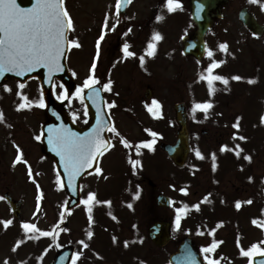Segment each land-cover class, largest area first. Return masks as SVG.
<instances>
[{
  "label": "rangeland",
  "instance_id": "obj_1",
  "mask_svg": "<svg viewBox=\"0 0 264 264\" xmlns=\"http://www.w3.org/2000/svg\"><path fill=\"white\" fill-rule=\"evenodd\" d=\"M116 1L64 0V7L69 13L74 28V30L70 29L69 38L71 41H76L77 37V40L81 41L78 44L80 47H71V54L68 58V65L72 74L77 78L78 88H82L85 80L93 74L91 71L93 41L102 29L101 34L104 39L100 40L99 44L103 49V55L97 61L98 71L104 72V75L108 77H105L106 84L112 81L110 77H115L112 78L119 84L115 90H126L123 87L125 86L131 95L141 94L143 100L146 89L149 86L153 89V97L156 96V99H159L157 118L149 117L147 109L139 112L145 120L146 127L152 128L156 125L155 128H158L156 130L165 134V143L175 141L176 126L173 106L182 102L187 104L193 148L189 167H200L197 151L202 156L207 155L212 150H218L220 144L224 142L233 151L236 150V145L240 146L242 151H240L238 167L246 173L253 174L252 184L255 186L251 187L249 180L247 183L244 182L241 179L244 175L237 176L235 168L225 173L224 168H220L221 174H219L220 172H217L214 165L212 166L213 160H209L210 157H208L207 163L205 162L200 167V171L192 179V188H190L188 198L191 202L197 203L205 195H212L209 198L208 209L201 212L198 219L207 222V225L219 221L224 226L231 225L234 228L239 226L233 232L235 239H239L240 236V239L244 240L249 234L247 240L251 239L255 241V244L264 247V227L261 226L264 225V182L262 185L259 183L260 178L264 176V128L260 127L263 125L264 116V38L257 46L255 42H251L252 39L247 36L248 34L238 21L237 12L244 4V0H235L227 10L226 16L211 31L212 35H208L206 38L209 44L207 55L202 63L190 58L186 59L181 54L182 37L187 35L188 31L189 34L193 32L188 11L166 12L167 0H155V3L160 2V4L154 8L151 7V3L147 6L148 0L146 3L142 0H132L133 5L129 6L127 13L124 16L120 14L117 16L116 8L114 10ZM134 19L139 21L140 26L131 27V21ZM258 19L259 22L264 23V18ZM105 22H107V29ZM156 33L160 34L161 39L155 44L153 38ZM150 43L155 45V54L151 56L147 54ZM125 44L133 45L130 50L138 52L136 63L146 68L143 72L134 71L133 68L130 70L121 60L115 63L116 58H120V51ZM221 45H227V50ZM209 52L212 53L211 56ZM112 55H116V58ZM141 57H143V62H141ZM108 59H110L108 62L110 64L107 66L108 69H105ZM226 60L227 64L224 62ZM215 61L221 63L213 69L212 74L226 77L228 84L213 81L214 91H210L208 82L201 79V76L208 75L207 70ZM154 71L156 73L153 76ZM240 75L259 76L262 80L257 79L259 84L255 83V86L248 82V85L243 87L232 79ZM5 85L11 89V93L17 90L24 92L30 90L32 95L37 96L38 88L34 82L22 89H19L14 82ZM5 85L0 88V112L3 113V120L7 123L6 125L0 124V197L8 191L15 199L23 200L22 218L28 223L35 224L40 230L50 231L57 221L64 222L65 220L64 216L63 219L61 217L65 211L67 195L61 188L58 176L52 170L51 162L40 155L42 150L39 144L31 140L30 134L33 133L32 136H34L36 132H31L29 125L33 126L36 119L31 116L32 113L16 112L12 99L9 98L12 94L7 92ZM111 88H113L112 84ZM81 95H77V106H79ZM106 99L115 100L110 93ZM128 100L133 102L131 111L138 112L135 99L129 97ZM17 102H19L18 99ZM206 102L217 105L216 108L212 107L216 109L213 114L202 113L200 109L195 108L196 104ZM116 118V130L130 141L136 140L140 130L137 127H131L121 114H116ZM237 122L239 128L230 125V123L236 125ZM201 130L208 131L209 135H200ZM240 136L246 139L241 140ZM17 148L24 155L20 161H17L18 154L15 153ZM121 153L122 150L116 143L113 153L110 152L102 160L101 171L82 183L84 197L92 189L99 194L106 191L108 196H103V198L108 199L105 204L108 210L103 208L105 211L103 214L92 211L91 221L88 212L83 211L82 208L67 214L66 232L57 240V244L63 247L68 244L76 246L75 264H137V260L141 261V264L168 263L169 253L175 250V245L159 250L149 241L147 231L152 223V212L155 213L154 216L157 219H169L174 223L171 228L174 239L180 240L189 235L193 238L197 237L198 245L205 244L206 242L202 240L203 232L189 225L183 213L177 211L182 208L181 185L190 179L187 171L189 167L180 172L170 161L166 160L164 155L162 157L159 153H154L152 161L148 163V177L156 183L157 190L171 198L173 204L168 211L160 210L155 205L151 208V200H144V195L145 197L151 195L148 187L147 189L140 187L138 190L135 184L127 180L129 174L126 175V172L112 177L107 182V172L119 171L120 165L124 164ZM246 156H251V160L254 159L252 163L248 159H246L248 163L243 161ZM219 159L223 167L228 166V161L231 163L228 158L224 159V156H220ZM24 161H27V168L32 171L31 174H28L29 171L25 172ZM157 166H159L158 170ZM124 188L129 189L123 193ZM195 192L196 196H194ZM216 192L223 193L226 198ZM141 195L143 200H140ZM235 195L241 201L246 199V202L250 197L253 203H250L247 208L243 206L242 210L236 211L228 205V202L235 199ZM1 202L3 199H0V204ZM129 205L131 207L133 205V208ZM8 212V207L1 204L0 217L3 218H0V226L4 225L3 219H12ZM178 214L181 217L179 227L176 225ZM254 220L257 223H253ZM8 226L4 225L3 230L0 227V264H10L11 259L6 260L7 258H14L18 264L52 263L55 251L48 248L46 254L42 253L43 244L49 245V240H44L45 243H42L41 240L35 241L27 237L21 231L19 223H14L12 229ZM88 232L92 233L91 237L88 236ZM231 232L228 226L220 231L219 235L227 237L232 234ZM22 237L26 242H22ZM80 241H84V244ZM85 244L87 247L84 246ZM92 250L97 253L94 260L86 261L87 257L90 258L88 251ZM31 257L32 260H30Z\"/></svg>",
  "mask_w": 264,
  "mask_h": 264
},
{
  "label": "snow or ice",
  "instance_id": "obj_2",
  "mask_svg": "<svg viewBox=\"0 0 264 264\" xmlns=\"http://www.w3.org/2000/svg\"><path fill=\"white\" fill-rule=\"evenodd\" d=\"M131 0H117L116 3V15L119 16L120 9L122 4L130 3ZM255 2V0H253ZM182 5L180 0H167L168 11L174 12L177 9L181 8ZM159 18V17H158ZM107 22H105V28L107 29ZM73 28L72 20L69 16V13L64 7V0H35V4L31 8H24L17 2V0H0V77L4 73L13 72L17 75H23L26 72H31L35 68L43 66L49 70V73L53 71L61 70V57L64 55V46L65 43L72 44L74 46H79L76 41H70L67 37V32ZM130 31V29H129ZM104 36L101 35L99 40H103ZM154 40L161 39L159 33H156ZM99 41L97 42V58L99 57ZM221 47L227 50V45H221ZM129 45H124V52L126 56L135 55L133 52H130ZM148 55L155 54V45L150 43L148 45ZM209 56L212 55L211 52L208 53ZM143 62V57L140 58ZM221 62H215L209 66L207 76H201V79H205L208 82L210 91H214L213 81H222L225 85L228 84V79L224 76L213 75V69L218 66ZM96 70V64L92 65V75L85 80L82 88L77 89V95L83 93L84 88L93 89L95 93L98 94L99 89H95L94 86L99 83L96 79L94 73ZM234 80L242 79L240 76L232 77ZM255 81H249V83H254ZM7 88V86L5 85ZM20 88H23L24 85L20 84ZM104 88L111 90V81L104 85ZM8 91H11L10 88H7ZM67 94L64 97H58L59 99L66 98ZM25 101L19 105V108L23 109L30 106V102L26 96L22 97ZM93 98V97H89ZM81 102H83V97L81 95ZM41 107H44V102L41 99L39 102ZM153 104L156 105V108L159 109V104L156 101H153ZM112 105H109L111 107ZM212 107L211 103L196 104V109H202L205 112ZM150 112L154 116L158 115V111H153L151 108ZM3 113L0 112V120H3ZM264 119V118H262ZM103 121L98 118L97 127L92 130L90 133H86L84 136H80L78 133L72 132L70 129L60 128V129H50V135L48 138L49 144L53 145V150L57 151L61 156V159L64 164L65 170L69 175V182L75 179V177L80 173V171L86 167H91L93 162L97 159L99 155H102L104 151L110 146L108 141H106L101 136ZM234 127L239 128V123L237 122ZM115 132V128L111 129ZM119 135V133H117ZM153 136L156 133H152ZM36 139H40L39 136ZM239 139H246L243 136H240ZM125 147H131V145L126 141H122ZM154 141L144 142L139 147L152 149ZM235 154L240 155L239 145H236ZM222 151H227L228 146L224 145L221 149ZM197 156L203 159L202 154L197 151ZM22 156H17V161H20ZM245 159L251 160V156H246ZM212 160L215 167V153L212 154ZM27 163V161H24ZM133 168L140 164L139 160L131 161ZM97 172L101 170L99 167L96 168ZM3 199V197H0ZM99 203L96 201V194L89 193L87 198L83 201L85 205H88V214L89 220H92V203ZM110 203V202H109ZM251 203V201H248ZM241 205L237 202L236 207L239 208ZM131 207V205H129ZM194 207L199 209V205ZM178 213L183 212V209H178ZM180 215L176 217V225H180ZM63 219V217H62ZM12 221L8 220L4 222L5 227L11 224ZM257 223V221H253ZM264 227V225H261ZM23 228L26 232H40L41 230L36 227L35 224L25 223ZM44 236H53V232H42ZM88 236L91 237L92 233L88 232ZM81 244H84V241H80ZM87 247V245H84ZM217 247V242H214L211 246L205 247L202 249L205 253L214 252ZM241 254L243 256L249 257V264H252L253 257L260 255L264 256V247H261L257 244H253L249 249H241ZM79 256V254H77ZM208 264H218V261L210 257H206ZM75 264V260H73Z\"/></svg>",
  "mask_w": 264,
  "mask_h": 264
},
{
  "label": "water",
  "instance_id": "obj_3",
  "mask_svg": "<svg viewBox=\"0 0 264 264\" xmlns=\"http://www.w3.org/2000/svg\"><path fill=\"white\" fill-rule=\"evenodd\" d=\"M200 4L196 2L193 6V17L195 22L197 23V32L193 38L185 39V54L188 56H194L197 59L201 60L204 56V36L212 25L213 17L209 12L213 10V6L219 5L223 0H198ZM17 2L24 8H31L35 4V0H17ZM205 4L207 6L206 10H202V5ZM128 3L122 4L121 11L124 12ZM243 22L245 26L251 31L254 35H261L263 33V29L257 25L256 20L252 15H247L243 18ZM68 36V32H67ZM69 51V44L65 43L64 46V55L61 57L60 63L62 65L61 70L53 71L49 73V70L46 67L40 66L35 68L31 72H26L23 75H17L13 72L4 73L2 77H0V85L8 80V79H16L22 83H25L27 80L36 78L39 80L41 84V88L44 92V96L46 102L48 104V113L50 115V122L44 128V134H47V138H49L50 129H60L62 128L65 122H67V116L57 104L52 96V88L54 81L57 79L62 82L69 92H72L75 89V83L71 78L67 65V55ZM95 89H99L98 94L94 92L93 89H89L85 95V101L90 113L92 122L88 128L85 130H80L77 128V133L80 136H84L86 133L92 132L94 128L97 127L98 118L103 121L101 136L108 141L107 131L110 127L109 118L106 115L104 100L102 97V92L99 87H94ZM150 97V92L146 95ZM93 97V98H89ZM176 117L175 120L179 126L177 131V142L174 145H165L162 144L161 148L164 150L168 157L174 162V164L180 168H183L187 161L191 151L190 148V140H189V129L188 123L189 119L187 113L185 111V106L183 104L175 106ZM49 132V133H48ZM203 134H206L205 131H202ZM109 148V147H108ZM46 152L49 156L55 161L57 165L58 172L61 176L63 186L66 189L69 195V205L68 210H72L80 204V181L83 177L93 173L96 171L98 167L99 158L101 155L97 157V159L93 162L91 167H86L80 171V173L75 177V179L69 182L68 172L64 168L63 161L61 156L57 151L53 150V145L47 142L45 144ZM105 152V151H104ZM103 152V153H104ZM7 200L11 203L13 209L15 210L17 217L19 218V211L21 207V202L14 201L9 195L7 196ZM157 203L162 207H169L170 201L169 199L161 196L158 198ZM151 240L159 247L165 246L170 240V231L169 224L167 223H157L153 225L149 230ZM74 254V248L70 247L65 250L58 252L55 261L53 264H71L72 258ZM171 264H204L201 256L199 255L197 249L195 248L194 242L191 239H186L179 248V252L173 255L170 259ZM254 264H264L263 258H256L254 260Z\"/></svg>",
  "mask_w": 264,
  "mask_h": 264
},
{
  "label": "flooded vegetation",
  "instance_id": "obj_4",
  "mask_svg": "<svg viewBox=\"0 0 264 264\" xmlns=\"http://www.w3.org/2000/svg\"><path fill=\"white\" fill-rule=\"evenodd\" d=\"M144 3H146L147 0H142ZM188 5H189V0H186ZM235 1V0H233ZM182 3V1H180ZM149 3H151V7H158L160 2L157 4V2L155 3V0H148L147 2V6L149 5ZM232 3V2H231ZM187 5V7L189 8V6ZM183 7V4H182ZM184 7H186V5H184ZM227 7L225 6L223 8V13L227 12ZM243 8H248L252 13H254L257 17H264V0H255V2H253V0H244V4L238 9V12L243 9ZM216 23V22H215ZM101 55H103V49L101 51ZM112 56H116V55H112ZM102 57V56H101ZM110 59H108V61L106 60V66L105 69H108V65L110 63ZM130 61L127 59L126 60V65L128 66V68L131 70V68L134 69V71H139V67H135L133 64L130 65L129 63ZM126 66V67H127ZM107 67V68H106ZM104 74V72L102 73ZM155 75V74H154ZM102 77L105 78L104 75H101ZM112 83L114 88L111 90L112 91V96L114 97L115 101H112L111 105L112 108L114 109L113 111H111V115L113 117L114 120V125L117 127V121H116V114H121L123 116V118L126 120V122L131 126V127H137L138 130L140 128V121H139V115L138 112L143 110V107L141 106V104L145 103L143 101L142 95H131L130 92L127 90H115V86L118 87L119 84L116 83V81L112 78ZM125 87V86H123ZM150 88V86L148 87ZM147 88V89H148ZM146 89V90H147ZM152 93H154L153 89H152ZM145 94V93H144ZM129 97L134 98L135 99V106L138 109V112L136 111H131V108L133 106V102L128 100ZM156 97V96H155ZM155 97H152L155 98ZM33 98H35V102L33 103V107L34 108H39V102H40V97H36L34 96ZM36 98H38L36 100ZM141 98V99H140ZM72 101V102H71ZM71 102V104L68 106V104ZM67 106L65 108L66 112L68 113L69 117L71 118V120L74 122L75 126H77V124L81 127H85L88 123H89V116L87 114V112L82 111L80 113H77V91L74 95L73 98L67 99L66 100ZM128 104V105H126ZM151 108V107H149ZM134 113V114H133ZM46 113L44 112V115ZM131 114L137 116V118H134ZM116 118V119H115ZM47 119V117H46ZM116 130V129H115ZM117 133H119V135H117ZM33 135V133H32ZM112 137L113 139L120 141V143H123V138H122V134L119 131H115L112 132ZM37 135L35 134L34 136H32V140L36 141L38 139H36ZM121 174H124V171H119ZM138 177V175H137ZM139 178V177H138ZM141 178L143 179V181L147 180L145 176H141ZM148 181V180H147ZM10 211V208H9ZM9 213V212H8ZM11 213V211H10ZM4 220V219H3ZM5 221V220H4ZM12 223L9 224V227L12 229V227H14V221L11 220ZM249 237L246 236V238L244 240L240 239H235L233 237V235H228L227 237H222L219 235H214V236H205L204 237V241L206 242L204 244V247H209L211 246L214 242H217V247L215 248L214 252L212 253H205L204 255L205 257H214V258H229V261H218V264H229V263H233V264H249V257L243 256L241 254V249L247 250L250 248V246H252L253 244H255V241L249 239L247 240ZM249 242V243H248ZM249 246V248H247ZM252 259V258H251Z\"/></svg>",
  "mask_w": 264,
  "mask_h": 264
}]
</instances>
